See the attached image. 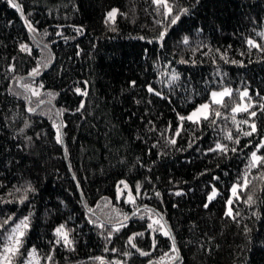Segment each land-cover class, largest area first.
Instances as JSON below:
<instances>
[{"label": "trees", "instance_id": "obj_1", "mask_svg": "<svg viewBox=\"0 0 264 264\" xmlns=\"http://www.w3.org/2000/svg\"><path fill=\"white\" fill-rule=\"evenodd\" d=\"M162 3L0 0L10 264H264V0Z\"/></svg>", "mask_w": 264, "mask_h": 264}, {"label": "snow or ice", "instance_id": "obj_2", "mask_svg": "<svg viewBox=\"0 0 264 264\" xmlns=\"http://www.w3.org/2000/svg\"><path fill=\"white\" fill-rule=\"evenodd\" d=\"M153 2L154 3H157V4H162V6H164V7H167V5H166V3H162V0H153ZM13 8H19V6L16 4V3H12V5H11ZM171 8L170 7H168V12L169 13H171ZM116 13H117V10L116 9H113L111 12H109L108 13V19L109 20H112V21H114V18H115V15H116ZM179 19V17H176L175 19H173L172 21H171V23L172 24H175L176 23V21ZM29 27H31V24L29 23ZM161 38H163V34H161ZM187 42V39H185V43ZM249 43H252L251 41L249 42ZM22 48H24L25 46H21ZM38 70H34V74L37 72ZM173 79H176V77H173ZM133 83H135V82H133ZM149 91H154V89H152V88H149L148 89ZM86 94V93H85ZM157 95H159V93H156ZM230 93L228 92V90H225L223 93H220L219 95H221V96H223V95H229ZM213 95V97H215V96H217V93H213L212 94ZM244 95L245 96H247V93H244ZM214 102H216V103H219L220 101H214ZM203 109H207L208 107H209V105H207V104H205V105H202L201 106ZM239 110H241V109H235V111H239ZM244 110H246V109H244ZM217 115H218V113H217ZM252 115H255V113H252ZM196 116V113H193L192 114V116H189V117H187V119H193V117H195ZM204 118L205 119H207V116L205 115L204 116ZM180 119L181 120H184V119H186L185 117H180ZM252 131H255V126L253 125L252 126ZM177 134H179V133H177ZM252 133L251 132H249V133H245V135H251ZM231 137L229 136V139H230ZM60 136H59V134L57 135V140H58V142L60 141ZM172 143H175V140H173V141H171ZM238 142V141H237ZM262 146H264V145H262ZM217 148H220V149H223V146L222 145H217ZM252 158H253V164H252V166L253 167H255L256 166V162L257 161H261V157H258L257 156V154L255 153V152H253L252 153ZM125 187H127V185H125ZM233 191L235 192V188L233 189ZM177 195H179V193H177ZM215 195V192H213V196ZM210 199H211V197H210ZM249 200H251V198H249ZM130 201L131 202H134V200H132V198H131V196H130ZM229 203H231V201H229ZM229 214H230V211H229ZM125 219H127V217H125ZM154 223H156V224H159L160 223V221H154ZM22 226L23 227H27V225H26V223H23L22 222ZM124 225L123 224H121V227H123ZM21 226H17V229H19ZM148 227L149 228H152V224H149L148 225ZM62 228H63V226H61V228L60 229H57V233L58 234H60V235H62L63 237H64V239H65V242L66 243H71V241H68L67 240V233H64L63 231H62ZM119 229H117V231H118ZM164 235H166V236H168V235H170V233L168 232V231H165L164 233H163ZM20 235H23V232H20ZM138 235H143L142 233H137V234H133V236H130L129 237V243L131 244L132 243V241H133V239L135 238V236H138ZM19 243V241H17V244ZM132 247H135V244H132ZM8 251H15L14 249H9ZM173 251H175V247H173ZM145 255L147 254V253H144Z\"/></svg>", "mask_w": 264, "mask_h": 264}, {"label": "built area", "instance_id": "obj_3", "mask_svg": "<svg viewBox=\"0 0 264 264\" xmlns=\"http://www.w3.org/2000/svg\"><path fill=\"white\" fill-rule=\"evenodd\" d=\"M66 233V231H63ZM20 234L19 229L14 228L11 231L9 238L5 241L3 247L0 249V264H10L14 251H8L14 249L17 245L18 236ZM62 241H65L64 237L60 235ZM21 264H40L39 256L34 249H30L26 252Z\"/></svg>", "mask_w": 264, "mask_h": 264}, {"label": "rangeland", "instance_id": "obj_4", "mask_svg": "<svg viewBox=\"0 0 264 264\" xmlns=\"http://www.w3.org/2000/svg\"><path fill=\"white\" fill-rule=\"evenodd\" d=\"M225 90H228L229 92V87L228 86H223V87H220V88H216V89H212L210 91V94H209V99L198 104L195 108H193L192 110H190L185 116L186 117H189V116H192L193 113H196V116L193 117V119H199L201 116H204L208 113V110H209V107L207 109H203L201 106L202 105H209L210 106V102L212 101H220L221 98L223 96L219 95L220 93H223ZM213 93H217V96L213 97ZM48 97H51V95H49ZM239 106H242L243 105V100H241L240 104H238Z\"/></svg>", "mask_w": 264, "mask_h": 264}, {"label": "water", "instance_id": "obj_5", "mask_svg": "<svg viewBox=\"0 0 264 264\" xmlns=\"http://www.w3.org/2000/svg\"><path fill=\"white\" fill-rule=\"evenodd\" d=\"M18 81H19V79H18ZM62 138V137H61ZM168 264H174V261L172 260L171 262H169Z\"/></svg>", "mask_w": 264, "mask_h": 264}]
</instances>
